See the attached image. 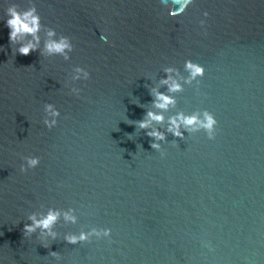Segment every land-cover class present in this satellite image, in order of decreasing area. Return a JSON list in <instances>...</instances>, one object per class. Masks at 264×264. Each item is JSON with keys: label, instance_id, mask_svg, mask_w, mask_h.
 <instances>
[{"label": "water", "instance_id": "95a60500", "mask_svg": "<svg viewBox=\"0 0 264 264\" xmlns=\"http://www.w3.org/2000/svg\"><path fill=\"white\" fill-rule=\"evenodd\" d=\"M12 3L42 17L29 55L10 42ZM61 34L75 45L67 60L46 51ZM188 59L203 77L189 82ZM77 65L91 78L74 80ZM156 93L175 102L158 108ZM47 103L61 112L52 129ZM205 109L215 139L168 131ZM149 111L163 122L136 127ZM27 156L40 164L21 172ZM50 209L55 241L25 236L28 217ZM103 228L111 237L65 241ZM0 264H264V0H0Z\"/></svg>", "mask_w": 264, "mask_h": 264}, {"label": "clouds", "instance_id": "9594fccd", "mask_svg": "<svg viewBox=\"0 0 264 264\" xmlns=\"http://www.w3.org/2000/svg\"><path fill=\"white\" fill-rule=\"evenodd\" d=\"M184 11V9H181ZM172 15H176V12L172 10ZM208 13H205L207 16ZM7 16V26L10 28V42L13 45H18L15 48V54L19 53L22 55H29L32 51L37 50L40 42L39 32L42 27V17L38 11V8L35 3H32L30 7L21 9L18 4L12 3L6 9ZM204 21H201L203 24ZM47 35L49 37H54L57 35L56 29L48 27ZM31 37V39H29ZM100 39L104 43H109V35L105 32L101 34ZM75 50V45L72 42V38L68 35L61 34L57 39H50L46 43V51L50 56L61 55L65 60L69 59V53ZM185 69L190 72V79H196L197 77H203L206 72V68L199 62H194L192 59L185 61ZM167 72L171 73L172 68L166 69ZM76 75L74 80H85L91 78V72L85 67L77 65L75 66ZM82 74V75H81ZM163 83L169 85L170 92H176L181 90L182 85L173 79L171 76L163 80ZM82 89L72 86L71 93L79 95ZM174 98L166 95L164 93H156V107L167 109L170 104H173ZM45 117L43 119L44 125L48 129H52L59 123V117L61 116L60 110L52 103H47L45 105ZM51 117V118H49ZM164 117L162 114H157L154 112H147L146 118L141 119L135 122L136 127L139 129L149 128L152 121L163 122ZM181 124L186 128H191L193 131H204L206 132L209 139H215L217 132L218 120L215 114L207 109L204 110L203 115L192 114L184 115L183 113L178 114V117H173L170 119V124L168 131L171 132L175 137L183 138L184 133L180 130ZM147 135L154 138L151 143V147L155 150L161 152V155H165L160 141L166 140V135L164 132L159 130L148 131ZM26 163L20 166L21 172H27L29 168H36L40 164L39 156H27L23 158ZM60 213L58 210L50 209L46 216L37 219L35 213L28 217L32 221L31 224L26 223L24 225V235L31 236L35 233L37 228H40L42 231L47 230L48 234L51 235L52 240L55 241L56 233L52 231L53 226L59 219ZM67 219L75 220V217L69 216L68 213H65ZM112 229L103 228V229H92L90 232H81L79 234H71L65 236V241L69 244H77L80 242H88L93 237L104 238L111 237ZM47 246V245H45ZM51 256L55 257L57 260L61 259L59 252H51Z\"/></svg>", "mask_w": 264, "mask_h": 264}]
</instances>
